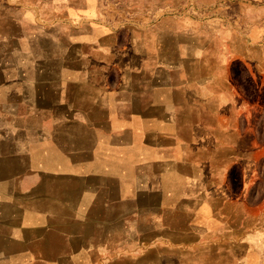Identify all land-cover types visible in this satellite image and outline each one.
<instances>
[{"label":"crops","instance_id":"1","mask_svg":"<svg viewBox=\"0 0 264 264\" xmlns=\"http://www.w3.org/2000/svg\"><path fill=\"white\" fill-rule=\"evenodd\" d=\"M16 41L0 55V263L264 264L262 205L223 183L235 154L215 157L246 108L228 40L132 47L112 88L98 65L44 72L75 61L59 41Z\"/></svg>","mask_w":264,"mask_h":264},{"label":"rangeland","instance_id":"2","mask_svg":"<svg viewBox=\"0 0 264 264\" xmlns=\"http://www.w3.org/2000/svg\"><path fill=\"white\" fill-rule=\"evenodd\" d=\"M23 38L39 39L44 50L59 41L64 51L77 52L74 63L54 64L51 59L41 66L44 72L84 71L98 65V72H107L108 88L120 72L117 64L133 57L132 47L135 57L158 55L159 50L174 56L181 45L194 52L204 42L210 47L211 41L228 40L234 56L231 83L246 108L237 113L235 128L220 134L231 143L215 145V157L222 163L235 154L236 163L224 173L223 183L236 198H243L242 185L251 183L253 206L248 210L256 215L262 207L264 216V0H0V55ZM258 204L262 206L255 207ZM146 257L145 252L137 264Z\"/></svg>","mask_w":264,"mask_h":264},{"label":"bare ground","instance_id":"3","mask_svg":"<svg viewBox=\"0 0 264 264\" xmlns=\"http://www.w3.org/2000/svg\"><path fill=\"white\" fill-rule=\"evenodd\" d=\"M19 163V162H18ZM34 163V162H33ZM26 166V165H25ZM22 167V166H21Z\"/></svg>","mask_w":264,"mask_h":264}]
</instances>
